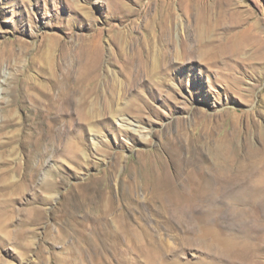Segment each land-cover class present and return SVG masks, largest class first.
Returning <instances> with one entry per match:
<instances>
[{"label": "rangeland", "instance_id": "374dc122", "mask_svg": "<svg viewBox=\"0 0 264 264\" xmlns=\"http://www.w3.org/2000/svg\"><path fill=\"white\" fill-rule=\"evenodd\" d=\"M260 128L264 0H0V264H264Z\"/></svg>", "mask_w": 264, "mask_h": 264}, {"label": "bare ground", "instance_id": "6f19581e", "mask_svg": "<svg viewBox=\"0 0 264 264\" xmlns=\"http://www.w3.org/2000/svg\"><path fill=\"white\" fill-rule=\"evenodd\" d=\"M231 52H233L232 49H231ZM230 55L234 56L233 54H230ZM259 132H260V135H261V139H260V142H259V147L255 148V150L253 151V153L251 155V159H250V162H249V164L251 166H254V171L257 174H259L260 172L264 171V130L262 128H260ZM241 204H243V203H241ZM249 211H252L255 214V212H256L255 206H250L249 207ZM250 218L252 220H255L254 216H250ZM253 233H254V230L252 228L251 229L245 228L244 237H247L250 240H254L255 237H254ZM250 240H246V244L249 243Z\"/></svg>", "mask_w": 264, "mask_h": 264}]
</instances>
